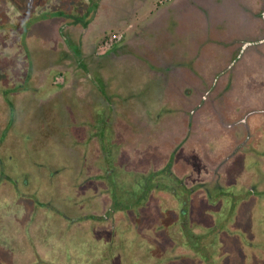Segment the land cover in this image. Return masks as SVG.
Segmentation results:
<instances>
[{
	"label": "rangeland",
	"instance_id": "rangeland-1",
	"mask_svg": "<svg viewBox=\"0 0 264 264\" xmlns=\"http://www.w3.org/2000/svg\"><path fill=\"white\" fill-rule=\"evenodd\" d=\"M166 1L99 0L93 20L86 28L67 26L70 21L67 18L51 17L33 23L23 36L21 29L27 21V6L37 7L35 14L61 9L64 15L83 16L85 21L89 16V0H0V24L6 27H0V264H264V119L261 125L258 120L250 123L252 147L249 145L238 150L237 156L231 155L236 151V148L232 150L235 137L228 139L232 131L221 128L217 109L210 106L213 104L211 97L205 99L204 105L198 109L200 119L199 124L195 121L194 127L197 125L198 128L194 131L186 128V119H183L184 123L179 119L177 125L171 120L176 119L174 117L181 109L179 106L183 105L184 110L190 111L201 103L204 96L202 80L211 82L217 72L225 70L223 54L229 53L227 65L240 45L230 48V42L234 43V40L219 38V33L212 31L204 20V13V16L201 13H183L179 38H172L171 33L166 35L168 30L162 27H150L149 20L161 17ZM156 6L159 7L157 11ZM18 9L25 13L21 14ZM236 12L239 15L242 11L237 9ZM186 17L190 20L196 17V22L190 24ZM217 30L223 36L226 34L222 25ZM120 31L126 37L123 42H111L109 38ZM68 33L80 38L84 47L85 64L78 70L72 59L60 62L59 66L53 65L60 58V49H68L69 52L72 49V45L71 48L67 45L71 41L64 35ZM22 36L25 48L21 45ZM130 44L139 57L149 56L145 49L152 46L151 64L155 63L154 59H161L160 52L167 51L172 57L188 55L189 58L193 52L198 56L199 75H194L193 81L189 77L188 81L193 84L171 93L163 78L162 81L155 80L141 70L138 59H133ZM128 48L130 52L124 58L112 60L107 57L104 65L101 64L104 66L102 78L110 82L103 88V79L96 74L95 64L90 63L89 57H104L115 49H121L125 54ZM224 48L230 52H224ZM251 56L250 53L246 55L241 65L243 71L240 61L233 66V74L240 73V76L237 78L236 75L238 81H233L236 88L231 96L230 93L220 96L219 114L225 117L223 123L224 120L239 121L248 104L264 103V54ZM227 78L225 74L220 76V83L212 95H217ZM13 88L17 89L16 94L7 91ZM193 88L198 93L193 92ZM104 89L115 103L108 119L112 125L107 121L103 127L101 111L107 105ZM10 98L16 101L13 125L7 108ZM94 104L97 107L93 110ZM76 109H82L83 114L74 112ZM130 113L136 114L130 118ZM146 114L148 119L144 118ZM81 121L87 125L81 126ZM161 126L164 129L159 132L156 127ZM169 126L176 128L169 132L165 129ZM130 127L135 129L131 132ZM238 127L240 125L233 126L235 132H238ZM98 129L101 130L98 132L99 144L95 139H89L87 149H82L81 140L84 147L87 132ZM208 130L212 131L209 135L213 134L210 137ZM110 135L111 144L118 150L123 149V153L115 156V164H124L126 169L118 168V173L131 171L135 179L127 182V177L123 176L117 182L114 196L120 202H130L131 195L143 186L138 174L161 170L170 152L179 144H183L180 146L183 149L180 155H172V172L183 177L188 187L209 182L205 185L212 195L219 196L217 187L222 188L224 194L213 206L205 203L207 194L203 190L193 198L195 206H188L189 223L199 222L195 224L194 232L199 234L210 230L211 243H203V250H199L206 256V261L182 244L186 235L179 226L178 204L176 198L166 191H154L147 204L137 209L119 208L115 212L119 213L115 215V226L109 221L84 222L83 228L87 229L92 222L96 226L93 233L89 229L83 230V237L72 235L71 228L62 218L53 216L54 209L49 199L51 191L46 184L49 174L59 169L64 182L74 179L76 172L73 171L71 157L75 154L80 156L83 151L86 176L104 175L95 164L104 163L99 156V145L102 149V136ZM207 143L212 150L210 153ZM104 144L107 146L105 139ZM135 146L139 148L136 153L130 150ZM186 157L190 161L195 159L191 172H185L186 164L193 165ZM227 157L229 159L226 160ZM168 179L163 177V183L159 185L168 187ZM110 187L111 184L88 181L83 189L87 192L83 194L87 200L83 201V210L90 214L97 208L101 210L95 201L98 195L97 200L107 207L113 197V187ZM248 188L257 194L246 197ZM123 191L130 193L124 195ZM178 196L181 197L182 193ZM99 210L96 212H104ZM207 219L220 229L215 225L209 228ZM247 251L252 253V260Z\"/></svg>",
	"mask_w": 264,
	"mask_h": 264
},
{
	"label": "flooded vegetation",
	"instance_id": "flooded-vegetation-1",
	"mask_svg": "<svg viewBox=\"0 0 264 264\" xmlns=\"http://www.w3.org/2000/svg\"><path fill=\"white\" fill-rule=\"evenodd\" d=\"M171 27H172V24L169 25V29H171ZM235 44H239L240 46L236 47L235 51L233 52V56H232L233 58L229 62L226 70L223 71L225 73V75H228L229 78H230V76L232 74L233 66L235 65L236 62L241 60V58L244 56L245 53H247L248 51H251V49H254V48L258 49L260 46H262L264 44V36L262 38H260V39H255V40H242V41L241 40H234V43L231 42L232 46L235 45ZM134 46H135V43H134ZM134 46L133 47L129 46V48H132V50H133V49H135ZM129 48L126 49L127 53H125V54L122 52L121 49H117V50L115 49L113 51L108 52L106 54V56L101 57V58L96 57V55L90 56L89 57L90 58V63L93 64V65L95 64L93 68H95L96 74L101 79H103L101 70H102V68H104V66H102L101 64L104 63V60L107 57H108V59L112 58V60H119L120 58H124L128 54V52H130ZM83 51H84V47H83ZM133 52H134V50H133ZM111 53H113V55H111ZM132 56H133L134 60L138 59L137 61H139V66L140 67L144 66V67L152 68L150 66H152L153 63L151 64V62H149V60H147L149 58L146 59L145 55H141L142 57H139V56L135 55V52H134V54H132ZM85 57H86V55L83 52V60H84ZM218 79H219V75L217 74V76H215L212 79L211 82H207V81H203L202 80V82H201L202 84L201 83L200 84L203 87L204 96H202V98L200 100L201 103L198 104L196 107H194L190 111L184 110L183 105L179 106V108H181V109L176 113V116L174 117L176 119H171V120L174 121L173 124L177 125V122H178L179 119L182 121V123H184V120L186 119L187 120L186 121V128L187 129H189V128H191V130L197 129L198 126L196 125L194 127V123H195V121H198V119H200V116L198 118V115H200V114H198V109L200 107H202V105H204L205 99H208L209 97H211L210 102H212L213 104H211L210 106L213 109H214V106H215V108L217 109L216 111H217V114L219 115L218 122H219V124H221L223 126V124H224L223 123V119H220V114H219L220 113L219 109L221 107V103H220L221 102V97L220 96L223 95V93H225L227 91L226 87L228 86V84H226L227 86L222 88L221 91H219V93H217V95H212V93L215 92L216 89H217ZM108 82L109 81L104 78L102 83L100 82L102 85L101 84L100 85L103 88L107 87L106 83H108ZM103 83H104V86H103ZM145 90H147V89L145 88ZM105 91L107 92V90H105ZM194 91L198 93V91L194 90V88H193V92ZM11 93L12 94H16L17 91L11 92ZM104 96L106 97V104L107 105L103 107L106 111L105 110L101 111V115H102L101 116V120H102V126L103 127L106 125L107 121H109L110 124H111V121L108 120L110 118L109 113L110 112L113 113L112 105L115 103V101L112 102V100L110 99L111 98L110 97V93L108 94V92H107V94H104ZM130 97L132 98V95H130ZM80 99H83V96L80 97ZM92 100L94 101V103H96V104L98 103L96 100H94V99H92ZM123 102H126V101L123 100ZM215 102H219V103L217 105H214ZM10 103H11L12 106H10V108H9L8 107V103H7V108H8V112L12 116L11 117L12 118L11 119V124L13 125L15 120H16V118H15V115H16L15 114V111H16L15 110V107H16L15 103H16V101L13 98H10ZM96 104L93 105V107H92L93 110H94V107H97ZM110 104H111V107H110ZM82 105H83V103H82ZM81 110L82 109H79V111H77V109H76V111H74V112H78V113L80 112V113L83 114V111H81ZM92 113H93V111H91V114ZM134 115H132L130 113L129 117L133 118ZM118 116H120V114H118ZM81 118L83 120V116ZM96 118H98V117L96 116ZM144 118L148 119L149 117L146 114L144 116ZM155 118L159 119V117H155ZM245 119H246V116L243 117L240 121L236 122V125H240V128L244 129V131H245L244 134H246L244 140L241 142V144L239 146H237V149H244V148L249 146V140L251 138V134H250V131L247 129L246 120ZM197 123L199 124V121ZM85 124L87 125V123L81 121V126H83ZM156 128L160 129L159 132H161V130L163 131V129H164L163 126L156 127ZM175 128L176 127L169 126V127H166L165 129L170 132L171 130H175ZM130 129H131V132H132L135 128H131L130 127ZM149 130H151V128H149ZM7 131H8V127L6 126V128H5L6 134H7ZM99 131H101V130L98 129V130H95V131L93 130V132H92V130L90 132H87L89 134H87L86 143H85L86 146L84 145V147H86V148L83 147V139H82L81 140L82 141V143H81L82 149H84V150L87 149L89 139H95L98 142V144H99V142H100L99 141V134H98ZM110 134H111V132H110ZM134 134L135 133H133L131 135H134ZM111 137H112V135H110V136H102V138H104L106 140V143H107L106 144L107 146H105L104 139H103V147H102V149H101V147L99 145V150H100V155L99 156H102V160H103L104 163H102V165L95 164L96 169L100 170V172L103 170L104 175H101V176L97 175L96 177H93V176L92 177H89V176L87 177L86 176V174H85L87 172V168H86L87 165H86V161H85L86 158L84 159L83 151H82L80 156L77 155V157H76V154H75L73 157H71L72 161H74V164H73L74 169H73V171L76 172L75 173L76 176H75L74 179L71 178L69 182H66V181L64 182L62 180V177H61L62 170L56 169V170H52V172L49 174L48 179L46 180V184L49 186V189L51 191L49 199L51 200V204H52L53 209H54L53 210L54 211L53 216L55 218H57V217L60 218V219L62 218L61 220L64 221L65 225L69 226L71 228L70 232L72 233V235H76V237L78 235H80V237L81 236L83 237V230L87 231L89 229V231H92V233H93V229L96 226L94 223H102V222H105V221H109L110 225L114 226V217H113V215L116 212V210H115V207L113 205V202L110 201L111 204L108 207H105L104 203H103L101 210L96 209L95 211L92 212V214H90L89 212L83 210V201L86 200V198H85V196L83 194L87 193L83 189H85L87 187L88 181L94 180V182H100V183L103 182V183H105L107 185L111 184L110 189L112 187H116L117 186V182H119V180L121 181V178H124V177H127L126 178L127 182L135 181V179L132 177L131 171L124 170V171H126V174H122L123 172L118 173L119 169H121V168L126 169L124 164L121 165V166H118V165L115 164V160H116L115 156H118L120 153H123V149L119 148V150H118V147H114L113 144H111L112 141H113L111 139ZM70 139H71V137H70ZM237 140H238V137H237ZM1 144H0V146H1ZM208 144L209 143H207L206 148L210 149ZM179 145L181 146L183 144H179ZM180 146L179 147L177 146L175 150H172L170 152V156H168V161L163 167V168H165L166 166H170L171 173L177 179H179V178L172 172V170H173L172 168L174 166L173 165L174 164V160L172 159V155L176 154V156H177L178 152L180 150L182 151L183 147L181 148ZM138 149L139 148L137 146H135V148H132L130 150L132 152L135 151V153H136L137 152L136 150H138ZM211 152H212V150H211ZM187 158L188 157H186V160L188 161L189 158L188 159ZM194 161H195V159H192V161L189 160V162H193V165H194ZM40 166H38V169H40L39 168ZM127 166H130V165H127ZM158 171H160V170H158ZM154 172H157V171H154ZM154 172L150 171L147 174H138L139 177L141 178L140 181L142 182V184H143V178L146 177V175H148L150 173H154ZM34 176H36L35 172H34ZM34 176L32 175V177H34ZM109 176L112 179H118V181L110 182L109 178H108ZM133 176H135V175H133ZM179 180L184 184V182L181 179H179ZM25 183H26V181H25ZM25 183H24V185H25ZM35 190H39L40 191V189H38L37 187H35ZM106 190H107V188H106ZM111 192H112V190H111ZM98 210L99 211H103L104 210V212L98 213V212H96ZM87 221H90V222L93 221L94 223L93 222L90 223V225L86 229V228H83V223L87 222Z\"/></svg>",
	"mask_w": 264,
	"mask_h": 264
},
{
	"label": "crops",
	"instance_id": "crops-1",
	"mask_svg": "<svg viewBox=\"0 0 264 264\" xmlns=\"http://www.w3.org/2000/svg\"><path fill=\"white\" fill-rule=\"evenodd\" d=\"M165 3H166V5L164 7L165 10H164V12H162L160 18H157L156 20L155 19L151 20L150 18H148V19H150L149 20L150 27H156V28H157V26H159V28L162 27L165 30L169 31V32L165 31L166 35L170 36V33L173 34L172 38H175V36L178 38L181 37V28L179 25L184 22V17L182 16V14L186 13L189 15L192 12L194 14L195 13H197V14L201 13V15H203V16L205 14L206 16H205L204 20L209 24V26H211L210 29H212V31L214 30V32L219 33L218 36H219V38H222V39L241 40L242 41V40L260 39L264 36V0H167ZM158 9H159V7L156 6L155 10L157 11ZM237 9H238V11H242L239 15L236 12ZM189 20H190V18L186 17V21H189ZM191 22L192 23L196 22V17H193V19H191L189 23L192 24ZM169 23H172L171 29H169ZM221 25L224 27L225 33L227 35L225 34L223 36V33L219 32V30H217V28L220 27ZM129 27H130V25L127 28H129ZM124 32H126V30ZM119 34H121V40L118 42V44L123 42V40L126 38L123 35V31H120ZM212 35L214 36L215 33H212ZM227 42H229V41H227ZM132 45L130 44L129 46H132ZM231 47H232V45H230V48ZM226 50H229V49L224 48V52ZM145 52L149 56H151V54L154 52L153 47L148 46V48L145 49ZM228 52H230V50ZM249 53L252 55L251 57L259 56L260 54H264V44L262 46H260L258 49H255V48L251 49V51H248L247 53L244 54V56L240 60V69L243 68L241 65H243L245 57ZM158 54H159V52H158ZM160 54H161L160 55L161 59L160 60L154 59L155 63H153V65L150 66L152 68H148V67L143 66V67H141V70L144 71V73H147V74L151 75L152 77H155L156 78L155 80L162 81L161 78H163L164 81H166V86L170 90L171 93H173V91L176 89L179 90L180 88H183V86L193 84V82L191 83L188 81V79H190L189 77L191 76L192 77L191 80L193 81V79H195L194 75L198 76L199 71H200L198 68V65H197V61H196V59L198 60V56L196 54L191 52L190 55H193V56H191L190 58L188 55L182 56L179 54L172 57V56H169V52H167V51H164V53L160 52ZM228 54H226V53L223 54V58L225 59V62L223 65H225L226 67L229 64V62H228V64L226 65V63H227L226 59L228 57ZM149 56H147L145 54L146 59L149 58L147 60H152L153 59L152 56L151 57H149ZM187 56H188V58H187ZM221 69H223V68H221ZM179 71H181V72H179ZM223 71L217 72L216 75L218 74L219 78H220L221 75L225 74ZM241 71H243V69ZM233 73H234V71L232 70V74H231L230 78L228 77L229 79L227 78L225 80V82L223 83V88L227 86L226 84H228V86L226 87L227 91L225 93H223V95H221V96H225L228 93H230L229 96H231L234 88H236V86H234L233 81L234 80H235V82H236V80L238 81V79H236L235 77L237 75V78H238V76H240V73L239 74L237 73L235 75ZM202 77L205 78L206 76L202 75ZM203 81H206V80H203ZM218 83H220V79H218ZM179 84H185V85H179ZM219 91H221V90H219ZM219 91L217 93H219ZM176 93H177V91H176ZM183 101H185V100H183ZM242 109H244V108H242ZM245 109L246 110L243 111L245 113H244V115H242L240 120L246 116V119H245L246 120V126H247V129L250 131V134L252 137L250 123L254 122V120L255 121L258 120L260 122V125H261L262 120L264 119V116H261L262 114H264V103L251 104V105L248 104ZM255 115H256V117H255ZM217 116H219V115L217 114ZM220 119H225V117L220 115ZM236 122H238V121H236ZM236 122H230L229 120L228 121L224 120V124L221 128L224 129L225 131H226V129L232 131L231 135H229L228 139L230 138V136L235 137V139H233V141H234L233 148H232L231 143L229 145L231 146L232 150L234 148H236V151H233L231 155L237 156V151L240 150V149H237V146H239L241 144V142L244 140L246 134H244L245 133L244 129H241L240 127H238V129H237L238 132L234 131L233 126L236 125ZM209 132H212V131L208 130L207 131L208 135H209ZM233 134H235V135H233ZM212 135L210 134L209 137ZM237 137H238V140H237ZM251 139L252 138H250V140H249L250 147H252L251 146L252 144L250 142ZM233 141H232V143H233ZM207 150L209 153L211 152V149H207ZM229 150H230V148H229ZM254 150L255 149L250 150V152L254 151ZM180 152H181V150L178 152L179 155H180ZM238 154H240V153H238ZM227 159H229V158L227 157L226 160ZM186 166L187 167H185L186 168L185 172L190 171L191 166L195 167V165L189 166L188 164H186ZM193 172H195L194 169H193ZM212 177H213L212 178L213 181L215 182L216 181L214 179L215 177L213 175H212ZM178 178L181 179L185 183V181H184L185 179L183 177H178ZM206 183L209 184V182H205L203 184H206ZM197 184H200V183H197ZM194 185H196V184H194ZM185 186L188 187L187 185H185ZM191 187L192 186H190L188 188H191ZM249 189L251 190V188H248V190ZM198 192H203V191H202V189H200V190L198 189L191 195V197H190L191 198L190 199L191 200L190 201L191 206H195V204H194V202H192V200L197 195ZM203 193H205V192H203ZM98 196L95 197V201H97L96 205L98 207H99V205L102 207L101 202H99V200H97ZM205 198H206V196H205ZM205 203L209 206H213V205L209 204L207 200ZM109 205H107V207ZM116 211H119V210H116ZM116 214H119V213H114V215H113L114 226L117 222V221L115 222V215ZM208 214H210V213H208ZM121 220L122 221L124 220L123 217ZM207 220L209 221V224H207L209 226V228L215 224L212 220H210V219H207ZM196 223H199V222H195V221H194V223L192 222V224H194V225ZM247 254L251 255L250 260H252L253 259L252 253L250 251L249 252L247 251ZM246 259L249 260V256H246Z\"/></svg>",
	"mask_w": 264,
	"mask_h": 264
},
{
	"label": "trees",
	"instance_id": "trees-1",
	"mask_svg": "<svg viewBox=\"0 0 264 264\" xmlns=\"http://www.w3.org/2000/svg\"><path fill=\"white\" fill-rule=\"evenodd\" d=\"M99 5V0H89V4H88V11H89V16L88 19L83 21V16L82 17H73V15L70 14H65L63 13V11L61 9H55L53 12L51 11H46L43 12L41 14H35L36 13V8H34V6H27V13L28 15L25 17H27V21L25 22L24 25H22V35L25 36L29 27L40 20H44V19H48V18H53V17H63V18H67L70 19L69 22H67V26H77L80 25L82 28H86L87 25L93 20V16H94V12L96 11L97 7ZM19 12H21V14H24L25 12L22 9H18ZM0 27L2 28H6L5 25L0 24ZM13 30H16L15 28H13ZM18 30V29H17ZM62 35V32H61ZM68 37L67 40L71 41V42H67V45L69 46V48H71L72 45V49L69 52L68 49L67 51H62L63 49H60L58 52H60V58L58 59V61H55V63L53 64L54 66H59V63L62 61H69L72 59L73 63L77 66V70L79 69V66H81L83 68V64L84 60H83V46H81V39L79 38H75L73 35L71 34H64ZM22 36V37H23ZM65 38V37H63ZM24 40V37L21 40V45L25 48L26 46L24 45L25 43H22ZM25 42V41H24ZM77 43V44H76ZM75 44V45H74ZM59 54V53H58ZM64 54V57H63ZM101 58V57H100ZM61 64V63H60ZM28 80V79H27ZM26 80V81H27ZM12 91L15 92L17 91L16 88L13 89H8V91ZM99 91H102V89L99 88ZM104 95V94H103ZM8 104L11 105L10 101L7 100ZM12 106V105H11ZM14 110V109H13ZM169 177V184L168 187H164L161 186L159 184H161L163 177ZM109 181L112 182V178H110V176L108 177ZM160 181V182H157ZM163 183V182H162ZM219 188V196L212 195V193L208 192V186L205 184H197L191 188L186 187L179 179H177L176 177H174V175L171 173L170 171V166H166L165 168H163L160 171L154 172V173H150L148 175H146V177L143 178V186L139 189L136 190L134 194H132L129 198L130 202L124 203L123 201L120 202L117 200L116 196H114L116 194V187H113L112 193H113V197H112V202L113 205L115 207V210H118L119 208H122L123 206L126 209H137L139 208V206H145L147 203V201H149L150 196L152 195V193H154V191H166L170 194H172V196L174 198H176L175 202L178 204V218H179V226L181 227L182 232L185 233V240L182 242V244H186V247H189L191 250L193 249L197 255H200L203 260L206 261V256H204L203 252H200L203 250V243H211L212 238H210L209 234H210V230H207L206 232L201 231V233L197 234L196 232H194V227L195 225L192 223H189L188 221V211L189 208L188 206H190V197L191 195L196 191V190H200L202 189L204 192H206V199L208 201L209 204H215L217 202V200L221 199L223 196V190L221 187H217ZM130 191H123L124 195L129 194ZM179 193H182V198L178 196ZM257 193L254 190H249V192L245 195L246 197H250L251 195H256ZM130 195H128L127 197H129ZM245 197V198H246ZM180 201L178 203V201ZM134 202V203H133ZM117 205V206H116ZM216 228L220 226H216V224H214ZM202 244H199V243ZM200 250V251H199ZM209 256V254H208Z\"/></svg>",
	"mask_w": 264,
	"mask_h": 264
},
{
	"label": "built area",
	"instance_id": "built-area-1",
	"mask_svg": "<svg viewBox=\"0 0 264 264\" xmlns=\"http://www.w3.org/2000/svg\"><path fill=\"white\" fill-rule=\"evenodd\" d=\"M109 40L111 42H119L121 40V34H113Z\"/></svg>",
	"mask_w": 264,
	"mask_h": 264
}]
</instances>
